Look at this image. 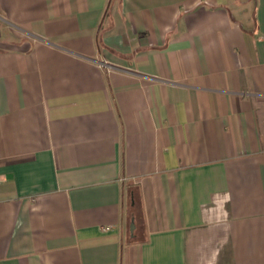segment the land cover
<instances>
[{
    "label": "crops",
    "instance_id": "1",
    "mask_svg": "<svg viewBox=\"0 0 264 264\" xmlns=\"http://www.w3.org/2000/svg\"><path fill=\"white\" fill-rule=\"evenodd\" d=\"M0 264H264V0H0Z\"/></svg>",
    "mask_w": 264,
    "mask_h": 264
}]
</instances>
